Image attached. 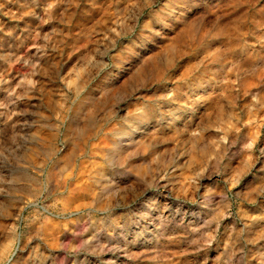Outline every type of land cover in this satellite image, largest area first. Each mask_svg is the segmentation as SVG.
<instances>
[{
    "label": "rangeland",
    "instance_id": "1",
    "mask_svg": "<svg viewBox=\"0 0 264 264\" xmlns=\"http://www.w3.org/2000/svg\"><path fill=\"white\" fill-rule=\"evenodd\" d=\"M0 264H264V0H0Z\"/></svg>",
    "mask_w": 264,
    "mask_h": 264
},
{
    "label": "bare ground",
    "instance_id": "2",
    "mask_svg": "<svg viewBox=\"0 0 264 264\" xmlns=\"http://www.w3.org/2000/svg\"><path fill=\"white\" fill-rule=\"evenodd\" d=\"M154 125H156V124H154ZM157 126V125H156ZM155 127V126H154ZM148 214V213H147ZM153 217V216H152ZM149 219V218H148ZM151 220V219H150ZM157 220H155V222H156ZM147 222V221H146ZM150 222H152V221H150ZM153 223V222H152ZM158 223V222H157ZM151 224V223H150ZM155 227V226H154ZM145 228H147V224H146V227ZM144 229V228H143ZM154 229V228H153ZM148 230H149V228H148ZM147 231V230H146ZM145 232V231H144ZM148 234H149V231H148Z\"/></svg>",
    "mask_w": 264,
    "mask_h": 264
}]
</instances>
